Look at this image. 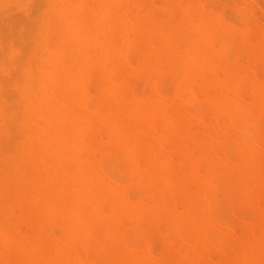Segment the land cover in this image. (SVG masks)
Here are the masks:
<instances>
[{"label": "bare ground", "instance_id": "bare-ground-1", "mask_svg": "<svg viewBox=\"0 0 264 264\" xmlns=\"http://www.w3.org/2000/svg\"><path fill=\"white\" fill-rule=\"evenodd\" d=\"M48 1L47 3H49ZM72 1L59 0V3H57L56 0L55 4H51L50 12L52 14L47 25L52 27L51 31L56 35L57 41L52 42L55 37H53L54 40H52L53 38L50 40L51 37H49L48 39L51 42L45 41L44 45L41 42L40 45L45 50L43 51L45 55L47 54L46 57L41 60L39 67L37 61L35 62L37 63V71L23 73L25 74V82L23 81L24 85L20 90L22 102L20 106L23 105L25 121L20 129L21 134L24 135V141L14 159V163L12 162L13 167L11 170L13 172L8 180L15 181L17 179L22 182L26 194L23 200L16 202V204L22 214L31 216L32 225L26 233L22 224L13 226V222H11V212L13 210L11 209H14V206L12 208L8 206L11 209L7 210L5 208V213L0 214V242L5 241L7 248L4 250L13 253V256H15L14 258L10 256L12 260L14 259V261H11L13 263L10 260L8 262L11 264H89V251L93 249L101 264H197L198 260L202 258L199 256H206L207 249L211 248L210 245H212L219 248H217L218 250H214V247L211 249L214 251L220 250L222 259L218 263L213 260L212 263L210 262L211 264H264V209L260 207L259 201H257V205L260 208L257 209L261 213L252 221L247 219L250 222L249 230L246 231L244 237L241 236V239L237 240L235 238L237 241L232 245H227L223 239L212 237L209 233L211 222L215 224L214 221H211L213 202L216 200L217 191L220 190L219 187L225 176L230 172L234 174V188L241 191V196L247 199L252 194L248 187L249 181L262 179L261 172H264V158L260 156V153L257 155V151L262 148L260 141L264 140V88L257 89L255 86L251 94L247 92L250 97L248 99H252L254 113L253 110L251 111V106L248 108L239 106L245 101L237 103L240 100L236 91L237 86L240 87L238 83L235 86L236 88H233L232 85L229 86L227 80H223L220 83H226L230 90L224 94L220 92L215 95H212L211 92L219 85L215 80H220L218 71H221V69L215 71L212 61L216 59L213 57L216 54L223 61V25L227 26V22L223 21V23L221 19L216 21L214 19L212 23H207L203 20L204 16L195 18L194 10L187 3H184L185 0H175L171 4L168 8L169 21L156 22L154 20L130 22L121 13V0H100L102 2H99L101 6H99V3H96V5L91 0H79L77 4H72ZM190 1L185 2L190 3ZM247 1L242 0L241 3ZM146 2L150 1L147 0ZM155 4L153 6L158 5ZM148 5L152 7L151 4ZM160 7L161 5L157 6V8ZM245 8L243 11L248 15L249 13L247 14L248 11H245ZM203 9L206 11L205 7H199V11L202 10L201 12H203ZM10 10H13V8H10ZM131 11L133 12L132 9ZM243 11L242 13L238 12L245 15ZM175 15L179 17L173 20ZM241 18L243 19L244 16H241ZM235 21L232 23L233 26H230L239 29L240 26H237V23L234 24ZM165 24H168L171 27L170 30L176 33L175 38L166 34L156 44L143 38L144 34L141 29L149 26L160 31L163 30L162 26ZM106 25L113 37H119L124 42L125 46L123 47L125 48L120 46L122 50L135 51L136 54H140L138 56L141 60L140 73L142 75L147 76L153 73L159 77L165 71L164 69L169 70L171 74L179 75L180 73L182 75L176 86V91L174 90L175 93H172L178 99L175 98L177 101L181 100L180 103H185L183 97L186 93H189L193 95L194 98L188 94L194 100L199 98L201 99L200 102L205 100L210 108L209 110L212 109V113L225 114L226 118H233L235 116L233 113L238 108L240 110L237 113H240L238 117L241 115L240 117L244 119L248 118L258 128L252 132L253 134L246 133L250 136L248 137L251 139V144L245 138L246 142L240 141L239 144L236 143L235 145L242 146L247 143L248 146L252 145L251 149L244 153L239 148L238 150L234 149L235 147L233 149L229 148L234 150L230 153L233 161H230L227 144H224L223 141L220 143L221 137H218V141L217 138H215L216 140L213 138L215 137L214 130L215 132L219 130L218 133L224 134L225 132L220 130L224 127L220 128L215 124L219 129L215 125L214 128H211L213 137H209L211 134L207 136L210 139L206 141L205 138V143L201 145V149L198 145L193 144L196 141L194 137L191 138L193 141L188 139V141L191 140L190 144L192 143L193 146H198L200 149V151L198 149L195 151L199 153L202 151L201 155L204 156L201 163L197 161L198 165L195 166V156H192V153L190 155L189 146L186 148L184 145L188 141L182 143L184 128L180 122L173 127L171 125L172 129L168 130L169 132L158 131L159 128L156 129L152 123V116L140 119L127 114L125 112L127 108L124 111L121 108V103L123 98L129 96L126 81L129 69L124 73L117 66L118 64H115L118 60L112 63L108 58L109 55L112 56L113 51V53H116L120 50L103 46L101 39H103L104 33L100 27L104 28ZM242 28L246 33L248 26H242ZM257 31V35L255 34L257 37L254 36V38L261 36L259 30ZM260 38L259 41L262 43L264 36ZM144 39L146 40L145 49L144 46L140 45ZM176 41L181 44L179 45L182 47V51H178ZM111 42L113 43V41ZM40 45L37 47H40ZM41 49L38 51L43 54L44 52H41ZM122 50L120 51L121 54ZM134 53L131 54L135 55ZM133 55L129 54V57ZM114 56L116 54L112 57ZM151 57H154L153 65L149 62ZM117 59H119V56ZM222 61V64L226 62L223 61V63ZM124 63L126 64V62ZM130 63L133 64V60ZM129 66L132 68L130 64ZM125 68L127 67L125 66ZM122 70L125 69L122 67ZM93 75H95L99 86L95 89L97 108L94 106L96 110L90 111L89 106L91 107V105H89L88 100L91 93L86 85L88 79ZM144 76L142 78L145 79ZM149 78L151 80V77ZM136 84L139 85V83ZM151 88L154 90V87ZM157 92L156 94L159 95L157 97H161V94ZM153 93L155 94V90ZM232 93L237 100L231 98ZM91 96L93 97V94ZM131 97L133 98V96ZM131 97L129 96V98ZM250 100L246 103H250ZM189 104L188 108L185 109V106H183V109L186 111L191 109ZM155 107L157 108V103ZM88 111L89 113L92 112L91 115L89 114L90 117L87 115ZM186 111L181 110L185 116ZM0 113L3 116V113ZM140 114H142V111ZM164 119H167L166 116ZM139 121V127L135 129L133 135H130L127 130ZM218 122L220 121L218 120ZM167 127L169 128L170 125H166ZM191 132H193V136L196 135L194 130ZM160 134L163 137L169 136L175 139L177 144L181 143L183 147H180L181 145L177 146L179 149L181 148L179 152L181 150L184 152L185 148L187 153L186 170H179L176 167L178 171L174 172L171 169L172 167L169 168L165 164H159L163 162L160 161L161 157L157 158L160 159L158 163L156 157L158 156L157 148L159 147H155V144L153 146V142ZM89 135H93L97 139L95 148L88 141ZM228 135L224 134L226 137L222 135V138L224 137V140L228 141ZM196 136L199 137V134ZM200 137L203 136L200 135ZM212 139L221 144L223 148V151L219 149L222 158L219 155L218 160L219 158L220 161L223 158L224 160L227 159L225 163L231 164V169H227V165L216 167L212 164V161H209L212 155L217 158L213 154L216 149L214 148L212 151L214 145L211 147L214 143L210 144V142H215L211 141ZM2 141L1 144H4L5 142L2 143ZM132 142H135V144L133 145ZM241 142H243L242 145H240ZM101 143L105 145V147L102 146L104 148H99L98 145ZM6 144L8 145V143ZM132 145L133 147H131ZM246 145L245 147H247ZM139 146L145 149V154L146 150L150 151L149 154L153 151L155 154V161L144 164L145 168L139 163L142 166L139 167L141 169L134 166L137 155L135 151ZM155 151H157V154ZM102 152L109 154L114 158V161L120 160L125 162L126 166L131 167L133 165L136 170H142L144 183L139 182L137 178H133L127 186L122 181L119 182L123 185L117 184L118 186H116L120 189L117 187L116 189L115 185L111 183L115 179L112 178L113 180L110 181L108 176H104V173L105 175L107 173L104 171L103 164L96 159L97 156L103 154ZM215 154L218 153L215 152ZM198 157L196 156V158ZM130 174L133 175L132 172ZM115 177L118 178V175L115 174ZM122 179L124 180L123 177ZM227 189L228 187H226V195ZM130 190L137 192V199L135 196V200H133L135 194L130 196ZM179 197L182 201L180 208L177 207V198ZM253 198L255 200V196ZM244 215V217L247 216ZM244 220L246 221L245 218ZM26 223L28 224V222ZM161 228H164V233H161ZM124 233L128 234L125 235ZM15 234H17L16 236L19 237L20 241H14L11 235L15 236ZM154 234L159 236L161 234L160 237L166 240L170 237L169 235L174 234L176 236L175 240L177 238L181 240L185 248L172 247L175 249L173 255L169 258L163 257V260H160L161 257H159L158 261L157 254L151 246V241L148 240V237ZM175 240L173 239V244L170 243L169 246L171 244L175 246V243L181 246V243L174 242ZM6 243L3 244L6 245ZM165 248L167 249V246ZM3 253L5 255V252ZM7 258L5 259L8 260ZM5 259H2L1 264H8ZM205 259L209 261L207 257Z\"/></svg>", "mask_w": 264, "mask_h": 264}, {"label": "rangeland", "instance_id": "rangeland-1", "mask_svg": "<svg viewBox=\"0 0 264 264\" xmlns=\"http://www.w3.org/2000/svg\"><path fill=\"white\" fill-rule=\"evenodd\" d=\"M47 1L48 0H23V1L22 0H0V105L2 106V107L0 106V112L3 113V116H1V113H0V140L2 138L4 140L6 139L5 141H2L3 139L1 140L2 143L5 142L4 144H1V141H0V155H1V157H0V166H1L0 167V181H1L0 182V214L5 213L6 209L8 210L9 207L12 208L14 206V209L10 208L11 210H13V212H11V222H13V226H17L19 224H22V227H24L25 233L28 231V229L32 225V218H31V216H27V215L22 214L21 210L19 211L20 208H19V206H17L16 202L23 200V197L25 196L26 191L23 188L22 182L20 180L18 181L17 179L14 178L15 181L14 180L12 181V180H8V179L13 172L11 169L13 167L14 159L18 155V152L21 148V144L24 141V135L21 134V129H20L22 124L25 121L24 114H23L24 108H23V105H22V107L20 106V104H22L21 98H20V90L22 89V87L24 85L23 81L25 82V78H24L25 74H23V73L26 71H31V72L37 71L36 64L38 63V67H39L40 66L39 63L41 62V60L44 59L47 55V54L45 55V52H44L45 50L40 45L41 42H42V45H44L45 41L51 42L50 40L56 36L53 34L54 32L51 31L52 27L50 25H47V24H49L48 19L50 18L51 14H52V12H50L51 11L50 10L51 4H55L56 0H50V1H48L49 3H47ZM91 1L95 4L96 3L98 4L99 2H101L103 0H101V1L99 0L98 2H96L97 0H91ZM146 1L147 0H136V1L135 0H132V1L131 0H121V10H122L121 13H122V15L127 20H129L130 22H134L136 20H140V21L154 20L155 22L156 21H163V20L169 21L168 20V8L171 6V4L175 0H169V1L168 0H148V1H150L148 3ZM181 1H183V0H181ZM185 1H188V0H185ZM185 1H184V3L185 4L187 3L194 10V16L196 14L195 18H198V17L202 18L204 16L203 20L207 23H212L214 21V19H215V21L217 19H219V20L221 19L222 22L223 21L227 22V26L223 25L224 26V42H223V46H222V49H224L223 61L224 62L226 61V62L224 63L222 61V59H220L218 57L217 54L213 56L216 58V59L214 58L215 60L212 61L213 65L215 67V71H218L220 69H221V71H218L220 73L218 76V78L220 80L219 81H217L218 79L215 80L216 83L218 82L219 85L215 90L211 91L212 95L218 94L220 92H222V94H224L226 91L230 90V87H231L230 85H232L233 88H236L235 86H237V83H238L240 87L237 86L236 91H237V96L239 97L240 100H239V102L237 101V103H241V101L242 102L245 101L244 103L247 105H245L243 103V104H240L239 106H242V108H244V107L248 108L251 106V111L253 110L252 112L254 113V109L252 107V99L251 100L248 99L250 97H249V94H247V92L251 94V91H252L253 87H255V86L257 89L264 88V87H261V86H264V82H262V80H264V50H262V49H264V41H262V43H261V41H259V38L261 36H264V30H261V29H264V0H248V1L245 0V1H247L246 3H241L242 0H191L190 1V3H192L191 5H190V3L185 2ZM18 2H20V3H18ZM78 2H79V0H76V1L73 0L72 4L73 3L77 4ZM57 3H59V0H57ZM101 3H99V6H101L100 5ZM155 3L158 4L157 5L158 7H159V5H161L162 8L161 7L157 8V6H153V5H156ZM148 4H151L152 7H150V5H148ZM146 5H148V6H146ZM126 7H129V8L126 9ZM153 7H155V8H153ZM199 7H201V8L205 7L207 12L204 11V9H203V12H201L202 10L199 11ZM10 8H13V10H10ZM244 8H245V11H248L247 12V14L249 13L248 15H246V12L243 11ZM131 9L135 13H133L131 11ZM237 10L240 11L241 13L243 11V13L245 15H241V13H239ZM6 11H9V12H6ZM3 12H4V14H2ZM130 12H132L133 15ZM204 12H206V13H204ZM238 14H240L239 17H238ZM241 16H244V18L242 19ZM178 17L179 16L175 15L173 20L177 19ZM43 19H44V21H43ZM39 20L41 21V24H40ZM235 20L236 21L238 20V21L236 22ZM234 21H235L234 24L237 23L236 25L240 26L239 29H237L236 27L235 28L232 27L233 26L232 23ZM246 21H248L250 24H247L248 22H246ZM230 25H232V26H230ZM102 26L100 27V29H102L103 33H104L103 39H101L103 46L112 47V48L114 47L120 51L122 50L120 48V46L122 48H125V47H123V46H125L124 42L119 37L118 38L113 37L111 34V31L109 30V27L107 25L104 28ZM119 26H121V25L119 24ZM242 26H244V27L248 26L246 33L243 31V28L241 29ZM169 27L170 26H168V24H165L162 26L163 30L158 31L157 29L146 26V28L141 29V31L144 34L143 38H145L146 40L148 39L153 44L154 43L156 44L160 41V39L163 35L169 34L173 38L176 37V33L173 30L171 31L170 30L171 27L170 28ZM244 30L246 31V28ZM257 30H259V35H261V36L258 35L259 36L258 38H254ZM106 31H108L107 32L108 34L106 33ZM257 33H258V31H257ZM49 37H51L50 40L48 39ZM105 37H106V39H105ZM255 37H257V36H255ZM114 38H116V39H114ZM234 38H236L238 40H236ZM253 38H254V40H253ZM145 39L143 40L144 42L142 41V43L140 44V45L144 46V49L146 47V40ZM260 39L262 40V38H260ZM52 40H54V38ZM229 40H230V44H229ZM55 41H57L56 37H55V40L52 42H55ZM111 41H113V43ZM254 41H255V43H254ZM178 42L179 41H176V43L178 44V46H177L178 51H182V47L180 46L181 44ZM256 42H257V44H256ZM231 43H233V44H231ZM38 44L40 45V47L42 49L40 47H37V46H39ZM116 45H117V47H116ZM259 45L261 46L260 48H259ZM39 49H41V52H44V53L40 54L38 51ZM35 50L37 51V53ZM257 50H259V51H257ZM120 51H118V52H120ZM113 52H112V56L115 54H116V56L112 57L109 55L108 58L110 59V61L112 63H114L115 60L116 61L118 60L117 62H115V64L116 65L118 64L117 66L120 67L121 71H124V73L126 72V70L129 69L127 71V74L130 77L127 76V80H126L127 81V89L129 91L128 95L130 97L133 96V98L132 97L129 98V96L125 97V98H123L122 103H121V108L124 111H125V108H127L125 111V112H127V114L133 115L134 117H139L140 119L152 116V123L156 129L159 128V129H157L158 131H168V130L170 131L174 125H177V123L180 122L182 127L184 128L183 137L185 138V140H184V138H182V140H183L182 143L184 144L186 141H188V139H191L192 137H194V140L196 139V141L193 142V144L198 145L200 149L202 147L201 145L203 143H205V138H206V141H209L210 138L208 139L207 136H209L211 134L209 137H213L211 128H214L213 126L215 124L220 126V128L224 127L220 130L222 132H225L224 134H226V136H227V134H229L228 135L229 136L228 141L224 140V137H226V136H224L223 133H218L219 130L217 132H215V130H214L213 134L215 137H213V138L214 139L217 138V141H218V139H219L218 137L222 138V135L224 136L222 139L220 138V143H222L221 141H223L224 144H227L226 145V146H228L227 153L229 154L228 158L230 156V153H232V151H234V150H230L229 148L233 149L235 147L234 149H236V150H238V148H239L244 153L248 152L251 149L252 145L248 146L249 144H251L250 143L251 139H249V137H250L249 135L258 127H255L254 122L251 120H248V118L244 119L243 117H240L241 115L238 117V115L240 114V113L237 114L238 111H240L238 108L235 109L236 113L235 112L233 113V114H235V116L233 117L234 118V121H233V118H229V117L226 118L225 114H222V113H220V114L215 113L214 114V113H212V111H211L212 109L209 110L210 108H209V106L205 100L202 102H200L201 101L200 98H199L200 100L199 99L194 100L190 97V96L193 97L192 94L188 93L190 95L189 96L186 93V95H184V97H183L184 102L185 103H188V102L191 103V104L188 103L189 108H191V109H187V111H186L185 109L188 108V104H185L182 102L180 103L181 100L179 99L180 101H177L178 99L176 98V96L174 97V95H172V93H175L176 86L182 78V75L180 73H179V75L178 74H171L169 70L164 69L165 71H163V73L159 77L154 75L153 73H151L147 76H144L140 73L141 60H140V56H138L140 54H138V53L136 54L135 51L127 52L125 49L122 50V54H121V52L118 54L117 51H116V53H113ZM131 53H134L136 56L131 54ZM129 54L133 55V56L129 57ZM40 55H42V56H40ZM226 55H227V57H226ZM118 56H119V59H117ZM121 58H122V60H121ZM153 58L154 57L149 58L150 63H152L154 61ZM130 60L131 61L133 60V64L130 63L131 62ZM36 61H37V63H35ZM221 61L224 64H222ZM32 62H34V63L32 64ZM118 62H120V63H118ZM124 62H126V64ZM129 64L132 66V68H130ZM151 65H153V63ZM22 66H23V68H22ZM125 66L127 68H125ZM32 67H33V69L34 68L35 69L34 70L31 69ZM122 67L125 70H122ZM229 68H230V70H229ZM22 69H23V71H22ZM131 69H132V71H131ZM134 71H137V72H134ZM215 73H217V72H215ZM129 74H131V75H129ZM217 75H215V76L217 77ZM142 76H144L146 78L144 79V78H142ZM149 77H151V80ZM252 79H254V80H252ZM149 80L152 81L151 85H150ZM223 80H225V81L227 80L230 87H228V85H226V83L225 84L220 83ZM87 82L88 83L86 85V88L88 89V91L90 90L91 94H93V97L91 96V94H89L90 98L88 100V103H89V105H91V107L89 106V109H90V111H94L93 109H95V107H96L95 89L99 85H98V82H97L95 75H93V77L89 78ZM164 82H167V83L164 84ZM242 82H243V84H241ZM136 83H139V85ZM88 85H90V86H88ZM151 87H154L155 94L158 90L157 93L161 94V97H157L159 95H157V94L155 95L153 93L154 90ZM222 89H223V91H222ZM91 91H93V92H91ZM161 91H162V93H160ZM216 91H218V92H216ZM130 93H131V95H130ZM240 93L241 94L243 93L244 95L243 94L241 95ZM230 96H232V95H230ZM237 96H236V98H237ZM244 96H246V97L244 98ZM231 98H233L234 100H237V99H235L234 94ZM249 100H250V103H248ZM194 101H196V102H194ZM246 101H248V102L246 103ZM156 103H157V108L155 107ZM183 106H185V109H183ZM143 108H144V110H142ZM203 108H205V109H203ZM87 110H88V107H87ZM181 110H183V112L186 111L185 112V114L187 113L186 116L181 112ZM189 110H190V112H189ZM141 111H142V114H140ZM150 113H153V114H150ZM89 114L91 115L92 112L89 113V111H88V113H87L88 117H90ZM165 116L168 120L164 119ZM200 116H202L201 119H200ZM218 120L220 122H218ZM163 122H164V124H163ZM212 123H214V124H212ZM228 123H229V125H228ZM135 124L137 127L135 126ZM135 124L130 127V129H129L130 131L127 130L130 135H133V133L135 132V129H137L139 127L140 121H139V123L136 122ZM165 124L170 125V127L172 125V127L166 128ZM217 125H215V126H217ZM241 125H243V126H241ZM218 126L216 128H218ZM249 127H250V129H249ZM193 130H194V134H196V135L199 134V137H197L196 135L193 136V132H191ZM243 130H244V132H242ZM246 133L249 135H247ZM200 135H202L204 138L203 137L201 138ZM90 136H91V138H90ZM92 137H93V139H92ZM88 138H89L88 139L89 143L92 145L93 148H95L97 146L96 137L93 135H89ZM199 138H200V141H199ZM245 138L249 140V144L248 145H246L247 143L245 144L247 147H245V145H242V143L245 141ZM11 140H13V141H11ZM191 140L193 141V139H191ZM215 140L212 139L211 141H215ZM163 141H165V142H163ZM190 141H188L184 145L186 148H188L187 146H189L188 150L190 151L189 152L190 155L193 154L192 156H195V158H196V156H199L196 159L194 158V163L196 166V164L198 165V162L201 163V159L203 160L204 156H203V154L201 155L202 151L200 153L195 151L197 149L200 151V149L198 148V146L194 145L196 147L195 148L192 145V143L190 144ZM217 141H215L216 143L210 142V144L214 143L211 145V147L214 145L212 147V151L214 148L216 149V151H213V154L215 156H217V158H214L212 155V157L209 161H212L213 163L212 162L211 163L216 167H221V166L227 165V169H231L232 165L227 164V162L225 163V160H227V159L224 160V158H223V160L221 159V161H220V158H219V160H218V156L220 155L219 149H222V151H223V148H222V145L218 144ZM240 141H243L240 144L242 146L235 145L236 143H238ZM6 143H8V145ZM132 143H133V145L135 144V142H132ZM158 144H160V145H158ZM260 144L262 145V148H260L261 146L259 147L261 151L258 150L260 152L257 151V155H259V153H260V156L262 158H264V140L260 141ZM133 145L131 147H133ZM179 145H181L180 147H183L181 143L177 144L175 142V139L170 138L169 136L163 137L162 134L158 135L157 139L154 140V142H153V146L159 147V148H157L158 154L156 153L157 151H155V153L158 155V156L156 155L157 156L156 159L158 157H161V160L160 159L159 160L163 161V162H160L157 159L158 163L160 162L159 164H165L169 168L172 167L171 169L174 170V172L178 171V168H179V170H186L187 167H186L185 161H187V156H186L187 153L185 152V148H184V152H182V150H181V152H179L181 149V148L179 149V147H177ZM98 146H99V148L105 147V145L103 143H101ZM102 146H104V147H102ZM258 146H259V144H258ZM113 148H115V146H113ZM166 150H167V152H166ZM188 150H187V152H188ZM215 152L218 154L216 155ZM102 153L103 154H101L100 156H97L96 159L100 160L103 164L104 171L107 173V175H105V173H104V176H106V177L108 176V179H110V181L115 179V180H113V182L116 181L115 183L111 182L112 184L115 185V188L118 185H121V186L123 185V184H119V182L121 183V181H122V183H124L125 186L129 185L130 180L133 178L134 179L137 178V180L139 182L144 183V181L142 180L144 174H143L142 170L139 171V169H141L139 167L143 166L145 168V165L147 163L155 161L154 151L152 152L153 154L152 153L149 154L150 151L146 150V154H145V149L142 146H139L135 151V153L137 155H136V160H135L134 166H138V168H139V169H137L138 171L134 168L133 165L131 167L126 166L127 164L125 162L120 161V160L114 161V158H112L109 154H107L105 152H102ZM221 156L222 155H220L219 157H221ZM231 159L232 158L230 156L229 160L233 161ZM230 161H229V163H230ZM184 162H185V164H184ZM139 163H140V165L142 164V166H140ZM106 166H108V167H106ZM128 167H129V169H128ZM176 167H178V168H176ZM130 172H132L133 175H131ZM113 173L118 175L119 179L117 177H115V174H113ZM262 173H264V172H261V177H262V179H264V174H262ZM113 175L115 178L113 177ZM122 177L124 178V180L122 179ZM262 179L258 178V179H252L251 181H249L248 187L250 188L252 194L249 198L244 199V197L241 196V194H242L241 191H238L234 188V182H233L234 181V174L230 172L229 174H227L225 176V179L221 182V186L219 187L220 190L217 191V195L215 197L216 200L213 202V210H212L213 216H212L211 221H214L215 224H213L211 222L210 229H209L210 236L223 239L227 245H232L239 238L241 239L242 235L244 237V234L250 228V222H248L247 219L248 220L250 219L249 221H252V219H255V217L261 213L260 210H258V209L260 207L262 209H264V180H262ZM16 180H17V182H16ZM117 180H119V181H117ZM250 184L252 186H249ZM226 187H228L227 195H226ZM117 188L120 189V187H117ZM15 189L18 191H16ZM130 191L132 192V193L130 192V196H131V194L132 195L135 194L133 196L134 199H133V197H131L133 200H135V196H136L137 192L134 190H130ZM8 195H10L9 198H8ZM253 196H255V200H254ZM10 197H11V200H10ZM15 197H16V201H15ZM137 197L138 196H136V199H137ZM177 199H178L177 200V207L180 208L182 206V201H181L180 197ZM253 201L255 202V204ZM257 201L260 202V204H259L260 207H258ZM229 209H230V211H229ZM237 210L239 211V213ZM248 212H249V214H248ZM244 214H246L247 216L244 217L245 216ZM248 215H250V216H248ZM20 218H21V220H20ZM244 218L246 219V221L244 220ZM23 219H25V220H23ZM224 220H225V222H224ZM242 220H244V221H242ZM26 222H28V224ZM25 223L27 225L26 228H25ZM220 224H221V226H220ZM223 225L224 226L226 225L225 226L226 228ZM234 229H236V230H234ZM160 230H161V233H164V228H161ZM232 231H233V233H231ZM124 234L126 235L128 233H124ZM233 234H234V237H233ZM16 235L17 234H15V236L14 235H11V236H13V239L15 242H18L19 237L17 238ZM160 236H161V234H160ZM160 236L158 234H154V235L148 237V240L151 241L152 248H154L153 251H155V253L157 254L156 257L158 258V261L160 259L159 257H161L160 260H163L162 259L163 257H165V258L171 257L173 255V253L175 252V249H174L175 247L177 249H184L185 248L181 240H179L178 238H177V240H175L176 236L174 234L169 235L170 237H168V239H167L168 241L166 239H164L163 237H160ZM235 238H237V240ZM0 239H1V237H0ZM173 239L175 240L174 242H178L179 244L181 243V246L178 245L177 243H175V246L174 245L172 246ZM163 242H164V244L168 243V242L169 243L164 245ZM3 243H6V242L5 241L0 242V246H1L0 247V256L1 257L0 258L5 259L7 257L13 256V253H11V252L9 253V252L4 250L7 248V243H6V245H4ZM170 243H172L171 246H169ZM166 246H167V249L165 248ZM210 246H211V248L214 247L213 248L214 250L219 249L218 247H215L212 245H210ZM172 247H174V248H172ZM211 248L209 247L207 249V253H205L206 256L205 255L199 256L202 258H201V260H198L197 264H211L213 260L215 262L217 261V263L221 261V259H222L221 251L220 250L214 251ZM165 250H167V251L165 252ZM3 252H5V255ZM204 256L207 257V259H209V261H206ZM14 257L15 256H13V258ZM157 258H156V260H157ZM2 259H1V261H2ZM88 259H89L88 262H90L89 264H95V263L101 264L98 261V257H97V254H95V250H93V249L89 251V258ZM9 260H10V262L14 261V259L12 260L10 257L8 260L5 259V261H7L6 263H8V264L13 263V262H11V263L8 262ZM1 261H0V264H1Z\"/></svg>", "mask_w": 264, "mask_h": 264}]
</instances>
